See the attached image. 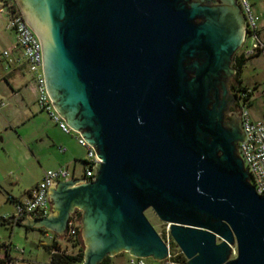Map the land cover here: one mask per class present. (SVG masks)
<instances>
[{"label":"water","instance_id":"obj_1","mask_svg":"<svg viewBox=\"0 0 264 264\" xmlns=\"http://www.w3.org/2000/svg\"><path fill=\"white\" fill-rule=\"evenodd\" d=\"M15 1L53 108L100 161L89 183L49 180L47 219L19 222L62 235L76 207L83 264L120 251L158 261L151 210L186 264H264V194L237 154L226 91L245 35L235 0Z\"/></svg>","mask_w":264,"mask_h":264},{"label":"built area","instance_id":"obj_2","mask_svg":"<svg viewBox=\"0 0 264 264\" xmlns=\"http://www.w3.org/2000/svg\"><path fill=\"white\" fill-rule=\"evenodd\" d=\"M238 7L244 17L245 35L244 42L250 39L251 45L247 50L243 51L244 57H261L264 66V43L258 36L259 17L252 9L249 0H236ZM0 15L5 17L6 29L14 36V49L20 51L22 61L27 71L32 75L35 86V103L39 111L46 114L52 124H54L61 133L72 136L76 140L78 146L85 151V159L83 162V170L80 175V181L89 183L93 181L95 175V164L100 161L95 157V151L80 136V133L70 128L55 111L52 101L46 92L43 70L42 55L38 38L33 34L24 21L18 6L13 0H0ZM2 56L6 60L7 65H11L13 60L10 58L8 51L3 52ZM264 96V94H263ZM251 103V92L246 90L239 102V118L240 128L244 135V141L237 144V154L242 160L244 169L248 170L250 184L258 195L264 194V111L260 119L255 120L249 113V105ZM5 106L4 102H0V110ZM64 151L63 148L60 149ZM71 177L70 171L66 167H59L54 170H47L43 173L41 180L28 193V198L14 204V215L4 217L11 222L16 223L24 216L29 215L35 219L47 217L49 213L48 188L50 181L53 183L66 180ZM66 235L68 239L75 236V225L72 220L67 221ZM167 248V255L164 259L155 261L150 258H138L129 255L125 264H186V260L181 251L177 247L172 246V239L169 236V226L165 225L162 233H158ZM51 239V237H50ZM17 255L23 254L22 251L15 248ZM231 258L235 257V248L231 247ZM187 262V261H186ZM6 264H37L32 261L13 258L9 255ZM45 264H50L48 261ZM115 264V263H109Z\"/></svg>","mask_w":264,"mask_h":264},{"label":"rangeland","instance_id":"obj_3","mask_svg":"<svg viewBox=\"0 0 264 264\" xmlns=\"http://www.w3.org/2000/svg\"><path fill=\"white\" fill-rule=\"evenodd\" d=\"M258 34L259 39L264 43V30H261ZM250 45L251 41L247 39L240 51L247 50ZM4 48L1 43L0 53H2ZM249 58L241 68L238 82L251 92V103L248 110L251 117L255 118L264 111V67L261 57ZM20 78L23 97L26 102L24 105L26 112L22 114V108L15 103L14 98H5L3 102L6 107L0 112V218L14 215L15 205L9 199L20 195L21 183L32 181L28 174L29 172L34 174L37 164L27 148L33 133L42 124L40 117L46 115L39 111L36 106L35 86L32 75L25 70L20 75ZM234 86H237V84L235 83ZM28 117L29 122L27 120L23 121ZM29 136L31 137L28 138ZM145 217L157 233L164 231L165 224L160 223L151 210L145 212ZM81 219V217L78 218V215L71 217L75 227H80V237L82 236L83 227ZM3 241L11 242V253L14 255L17 254L16 248L23 252L22 256L26 260L37 264H45L48 261V255L43 250V246L50 245L52 241L45 237L44 233L26 232V230L18 226L13 227L10 231L8 227L1 224L0 242L3 243ZM66 242L68 245L62 249L67 250L68 253L74 252L71 249L72 241L66 239Z\"/></svg>","mask_w":264,"mask_h":264},{"label":"crops","instance_id":"obj_4","mask_svg":"<svg viewBox=\"0 0 264 264\" xmlns=\"http://www.w3.org/2000/svg\"><path fill=\"white\" fill-rule=\"evenodd\" d=\"M13 1L17 5L16 1L15 0ZM249 1L251 3L254 13L257 14L259 17V21H258V33H259L261 30H264V24H263L264 0H249ZM240 14H241V11H240ZM244 38L242 40L241 46H243ZM1 43L5 47L2 53L8 51L10 53V58L13 60V63L11 65H7L5 58L2 56V53H0V102H3L5 98H14L15 103L21 106L22 108L21 112L22 114H24L26 112L24 109V105L26 104V102L23 97V90L21 86L22 84H21L20 75L23 74V72L27 69L22 61L20 51L14 49V36L9 30L6 29V20H5V17L2 15H0V44ZM255 57H258V56H255ZM34 92H35V89H34ZM5 107H6V104L0 110V112L3 109H5ZM262 113L261 115L253 119L255 120L260 119L262 116ZM26 120L29 122V117L23 121H26ZM40 121L42 122V124L39 125V127L33 133L32 137L31 136L28 137V138L30 137L31 138H30V144H28L27 149L30 151L32 158L36 161V164H37L34 174L32 172H29L28 174L29 178L30 179L32 178L31 179L32 181L27 182V183L23 182V184L21 183L20 195L17 197L10 198L9 199L10 202L13 200H17L19 202L25 201L28 198L29 191L35 187V185L41 180L43 173L47 170H54L59 167H66L70 171L71 173L70 178L66 180H60L55 183H66L70 180L71 181L80 180V175L83 170V162L85 159L84 149L78 146L74 137L61 133L59 129L50 122V120L48 119L46 115H44L43 117H40ZM61 148L64 149L63 152L60 151ZM81 184H84V183H81ZM77 185H80V183L74 184L72 187H76ZM48 201H49V198H48ZM50 208L51 206L49 205V213H50ZM82 214L83 212L81 209H77L76 207H73L72 212L67 213V221L71 220V217L76 216V215H80V217L82 218ZM47 217L41 218V219H35L33 217H30V218L33 221H36V220L47 219ZM24 219H26V216H24L20 221ZM66 224L67 223H65V229L62 235H58L50 231L49 229H44L42 227L35 229L34 227L23 225L20 222L16 226L22 227L24 230H26V232L29 231V232L44 233L45 237H47L48 239H50L51 237L50 240L52 242L55 241L58 243V245L61 248H66L65 246L68 245L66 242V239H68L66 235L67 234ZM13 227L15 226H12L11 228L8 227V228L11 231ZM80 240H81V244L83 248V259H84L85 245H84V239L82 236L80 237ZM3 243L11 245V242L7 243L3 241ZM10 256L13 258H19L22 260H26L22 256V254L14 255L13 253L10 252ZM128 256L129 254L127 252L120 251L112 255L111 257L109 256V258H111L113 263L115 264H125ZM48 261H49V257H48ZM83 263H84V260H82V264Z\"/></svg>","mask_w":264,"mask_h":264},{"label":"trees","instance_id":"obj_5","mask_svg":"<svg viewBox=\"0 0 264 264\" xmlns=\"http://www.w3.org/2000/svg\"><path fill=\"white\" fill-rule=\"evenodd\" d=\"M250 59L249 57H244L241 55L240 57H237L234 60L235 68L237 71V76L239 75L241 68L244 64V62ZM246 89V88H245ZM12 203L16 204L19 203L17 200L11 201ZM78 218H80V215H78ZM19 221L16 223L11 222L9 219L0 218V225L3 224L4 226L12 227L18 225ZM75 236L70 239L72 241L71 249L72 253H68L67 250L62 249L57 242L53 241L50 245L43 246V250L49 257L50 264H82L83 260V248L80 240L79 235V228L78 226L75 227ZM173 247H176L174 243H172ZM11 252V245L6 243L0 242V264H6L7 259ZM112 259L109 257H106L101 263L99 264H109L112 263ZM185 263L186 260L184 261Z\"/></svg>","mask_w":264,"mask_h":264},{"label":"flooded vegetation","instance_id":"obj_6","mask_svg":"<svg viewBox=\"0 0 264 264\" xmlns=\"http://www.w3.org/2000/svg\"><path fill=\"white\" fill-rule=\"evenodd\" d=\"M235 6L238 7L236 0H235ZM244 32H245V24H244ZM240 49H242V46H240V48L232 56L231 62H230L229 67H228L230 70H234V74L232 75V77H233L234 83H236L237 86H234V84H231V82L226 84V91L228 92V95H231L233 97V99L235 101V103L233 105L235 107H237L238 110H239V102H240V99L242 97V94L247 90V89H245V87L240 85V83L238 82L237 71H236L235 64H234V60L237 57H240L241 55H243V53H242V51H240ZM238 51H240V52H238ZM239 122H240V118H239Z\"/></svg>","mask_w":264,"mask_h":264}]
</instances>
